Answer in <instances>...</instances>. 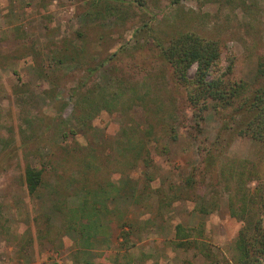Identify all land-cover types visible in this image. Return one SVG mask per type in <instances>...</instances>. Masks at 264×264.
<instances>
[{"label": "rangeland", "instance_id": "obj_1", "mask_svg": "<svg viewBox=\"0 0 264 264\" xmlns=\"http://www.w3.org/2000/svg\"><path fill=\"white\" fill-rule=\"evenodd\" d=\"M183 33L219 44L216 75L253 83L264 0H0V264H233L239 230L264 228V139L194 115L157 47ZM207 151L256 172L246 213ZM176 225L213 257L178 247Z\"/></svg>", "mask_w": 264, "mask_h": 264}, {"label": "trees", "instance_id": "obj_2", "mask_svg": "<svg viewBox=\"0 0 264 264\" xmlns=\"http://www.w3.org/2000/svg\"><path fill=\"white\" fill-rule=\"evenodd\" d=\"M157 47L161 59L171 68L173 82L176 86L183 87L195 116L202 119L203 111L213 109L222 114V121H239L245 135L256 140L264 139V56L258 59L254 82L248 83L243 80H233L228 76L232 67L231 63L224 71L215 74L220 61V49L217 42L204 41L196 36L183 33L169 40L166 45L157 43ZM193 65H195V71L190 76L188 71ZM88 100V96L85 95L76 104L82 103L83 107H89L91 102L88 103ZM92 101L95 105L96 100ZM90 117L91 115L81 114L80 121L86 123ZM172 138L175 139L176 135L174 134ZM139 150V157L146 159L149 155L148 151L144 147H140ZM204 155L203 163L207 173L220 175L226 181L232 179L236 183V190H242L239 197L240 211L246 213L247 204L254 203L259 191L260 183L255 178L256 172L248 167L245 170L246 162L243 160H236L240 168H235V165H231V161L220 163L211 151H207ZM248 173L250 175H247ZM254 180L257 184L250 189L251 194L246 193L244 185L247 181ZM22 181L28 192L33 193L42 185V170L26 166ZM230 212L232 216H240L233 202L230 204ZM253 229V234L247 228L239 230L234 243L233 264H263L264 228L260 220L254 222ZM198 234L201 235L200 230ZM175 239L178 247H197L200 253L213 257L207 242L193 238L191 232L181 225L175 226Z\"/></svg>", "mask_w": 264, "mask_h": 264}, {"label": "crops", "instance_id": "obj_3", "mask_svg": "<svg viewBox=\"0 0 264 264\" xmlns=\"http://www.w3.org/2000/svg\"><path fill=\"white\" fill-rule=\"evenodd\" d=\"M101 224H102V222H101ZM102 226H103V224L99 227V232L101 231V228H103ZM99 232H98V233H99ZM76 235H77V237L79 238V236H78L79 234H78L77 231H76ZM96 238H97V237H96ZM99 240H100V239H99Z\"/></svg>", "mask_w": 264, "mask_h": 264}]
</instances>
